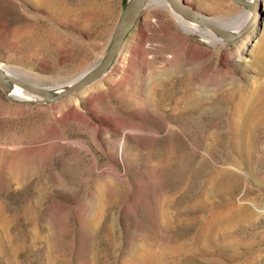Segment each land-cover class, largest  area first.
<instances>
[{
  "label": "rangeland",
  "instance_id": "374dc122",
  "mask_svg": "<svg viewBox=\"0 0 264 264\" xmlns=\"http://www.w3.org/2000/svg\"><path fill=\"white\" fill-rule=\"evenodd\" d=\"M52 1L0 0L1 67L48 90L102 61L127 2ZM150 1L108 70L134 50L113 87L80 95L102 74L50 101L19 85L23 98L0 87V264H264V156L235 151L233 163L224 144L203 149L199 127L186 140L131 97L133 84L147 80L142 68L169 63L173 80H203L213 94L264 82V4L257 25L230 41L214 33L221 41L209 42ZM183 1L230 30L249 10L234 0ZM77 93L81 113L62 117L56 104ZM122 117L133 135L120 155L114 126ZM138 117L153 130L129 126ZM205 119L214 130L224 116L211 110Z\"/></svg>",
  "mask_w": 264,
  "mask_h": 264
},
{
  "label": "bare ground",
  "instance_id": "6f19581e",
  "mask_svg": "<svg viewBox=\"0 0 264 264\" xmlns=\"http://www.w3.org/2000/svg\"><path fill=\"white\" fill-rule=\"evenodd\" d=\"M38 1L49 7L53 3L52 0ZM155 1L159 4L169 6V8L172 9L169 3L165 0H151L150 2L154 3ZM255 1L258 3L257 15L255 17L257 25V22L261 17L260 11L263 8L262 3L264 4V2H262V0ZM174 14L177 16L176 18L180 24L187 31L198 34L209 42L221 41V38L215 35L216 33L211 29H202L203 31H201L202 26L199 27L193 21L188 20L177 12H174ZM250 15L251 12L245 10L243 16L238 20L233 30H239L246 23ZM251 40L252 39L248 37L244 43H251ZM133 52L134 50L130 49L123 53L120 57V63L118 64L119 67L113 68L110 71H108V69L97 81L91 83L85 88L83 87L84 89L80 91V95L85 98H90L95 92L101 93L104 92L105 89L113 87L118 79L122 77L121 67L124 69H130L132 67V63H134L132 59ZM239 58L242 59L243 56H240ZM5 70L10 72L7 68H5ZM141 71L142 77L145 75L147 80L142 83V86L139 89H136L133 84L132 88L137 92L136 95L132 94L131 97L135 98L134 102L137 105L140 104L145 108L144 111L149 112L148 116H153L154 114L159 113L165 118L166 127L170 130H179L181 128L180 131H182L183 136L189 141L191 128L194 126L199 127L200 132L198 142L203 149L210 150L219 144H224L231 151L233 163L238 161L237 156L234 155L235 151L239 152L240 155L249 154V156L253 157L261 154L264 156V82L255 79L252 82H244L235 85L226 92L221 91L218 93L217 91L213 94L211 93L213 89H211L210 85L203 80H198L197 83L184 79L179 82L173 80L171 74H176V69L171 63L168 64V67H148L147 69L142 68ZM167 71H171L172 73L166 75ZM83 73L84 72H82V74ZM233 73L234 72H232V74ZM76 78L68 81V83L62 84L63 86L61 87H52L49 90L51 93H57L66 88L67 85L72 83ZM127 79L124 76L121 84L125 86L127 84ZM8 92L15 97H25V93L21 87L14 83H11ZM78 94L79 93L63 103L56 104V106H60L59 112L62 117L68 114V111L71 110L81 113L77 109L78 104L80 105L81 103ZM91 99L89 100V104L92 103ZM60 104L64 106L62 107ZM65 107L67 108L65 109ZM90 108L95 115L97 111L92 109L93 106H90ZM211 110H218V112L224 116L222 125L214 130H208V122L205 119L206 116H209V111ZM103 115L106 117V114ZM124 119V117L120 118V124L114 126V128L117 129L116 131H120L119 133L122 134V137L117 138V140L115 139V141L118 142L116 150L119 151V154L121 153L120 155H122L123 146L126 143L127 138L133 135V133L126 131L122 125ZM143 119L144 118L142 117H138L135 121L130 120L128 121V123L131 124L129 126H132V128L136 130L142 128L153 130L152 126H148L149 124L144 122ZM106 131L107 130L102 127L98 128V136H103V133H106ZM100 146L101 148L104 147L102 143ZM202 159L203 156L200 157V160ZM259 159L260 157L256 158L257 161H259ZM220 175L231 176L235 174L228 170H221ZM208 184V180L202 184L203 196L207 193Z\"/></svg>",
  "mask_w": 264,
  "mask_h": 264
},
{
  "label": "water",
  "instance_id": "95a60500",
  "mask_svg": "<svg viewBox=\"0 0 264 264\" xmlns=\"http://www.w3.org/2000/svg\"><path fill=\"white\" fill-rule=\"evenodd\" d=\"M149 0H127L125 7L118 19L116 24L113 38L111 44L103 57L102 61L94 68L86 71L79 78L74 80L69 86L60 90L58 93H51L48 89L37 86L30 82L25 81L9 72L5 71L0 66V87L4 90L9 91L11 83L17 84L30 90L36 94L44 97L45 100L50 101L57 99L65 94L72 93L76 89L92 82L93 80L99 78L103 73H105L113 64V61L122 47L127 35L132 30V28L137 23L138 19L141 17L147 2ZM174 12L181 14L183 17L191 20L193 22L201 23L208 26L217 35L223 37L224 40L230 41L244 32H246L254 23L255 17L257 15L258 3L255 0H234L237 3L246 5L251 11V15L246 21V23L237 31L225 28L212 20L201 15L198 11L191 8L183 0H167Z\"/></svg>",
  "mask_w": 264,
  "mask_h": 264
}]
</instances>
